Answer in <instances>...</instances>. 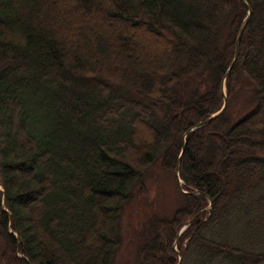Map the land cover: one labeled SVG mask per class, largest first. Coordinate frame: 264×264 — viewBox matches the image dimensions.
Wrapping results in <instances>:
<instances>
[{
  "label": "trees",
  "instance_id": "obj_1",
  "mask_svg": "<svg viewBox=\"0 0 264 264\" xmlns=\"http://www.w3.org/2000/svg\"><path fill=\"white\" fill-rule=\"evenodd\" d=\"M154 166L133 264H264V0H0V264H115Z\"/></svg>",
  "mask_w": 264,
  "mask_h": 264
},
{
  "label": "rangeland",
  "instance_id": "obj_2",
  "mask_svg": "<svg viewBox=\"0 0 264 264\" xmlns=\"http://www.w3.org/2000/svg\"><path fill=\"white\" fill-rule=\"evenodd\" d=\"M244 97L232 101L231 110L238 111L240 105L244 102ZM150 175L146 179L145 188L136 194V196L127 204L122 215V233L124 234L123 245L117 254L115 264H133L134 260V244H133V229L145 218L150 210L149 202L155 197L154 211L157 214L169 213L170 210L180 202V194L173 183L171 176L166 175V178L159 184L163 178H159L161 173L157 166L151 168ZM159 184V185H158ZM179 185V184H178ZM180 197V198H179ZM183 227V226H182ZM181 227V228H182ZM180 228V230H181ZM175 249L178 250L177 244H174ZM181 260V259H180Z\"/></svg>",
  "mask_w": 264,
  "mask_h": 264
},
{
  "label": "water",
  "instance_id": "obj_3",
  "mask_svg": "<svg viewBox=\"0 0 264 264\" xmlns=\"http://www.w3.org/2000/svg\"><path fill=\"white\" fill-rule=\"evenodd\" d=\"M247 14L246 16L244 17L241 25H240V28H239V31H238V35L236 37V42H235V52H234V57H233V60L232 62L230 63L229 67L227 68L224 76H223V79H222V90H223V94H224V102H223V105L221 106V108L216 111L215 113L211 114L208 118H206L205 120L197 123L196 125H194L193 127H191L189 130H187L185 133H184V136H183V141H182V148H181V151H180V154L178 156V159H177V162H176V165H175V175H176V178L178 181H180V177H179V166H180V160H181V157H182V154H183V151H184V146H185V137L186 135L190 132V131H193L195 130L196 128H198L199 126L205 124L206 122H209L210 120H212L213 118H215L216 116H218L225 108L226 106V94H225V80L227 78V75L228 73L230 72L236 58H237V54H238V44H239V39H240V36H241V33L244 29V26L246 25V23L249 21L250 19V15H251V9H250V6L247 5ZM185 191V190H184ZM193 218L189 219L183 226V228L181 229V231L187 226L189 225V223L191 222ZM179 258L181 259V257L179 256ZM179 264V263H178Z\"/></svg>",
  "mask_w": 264,
  "mask_h": 264
}]
</instances>
